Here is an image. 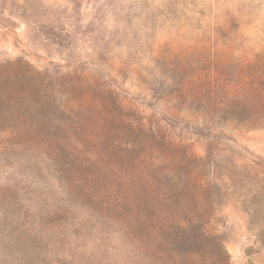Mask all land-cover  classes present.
I'll use <instances>...</instances> for the list:
<instances>
[{"label":"rangeland","instance_id":"374dc122","mask_svg":"<svg viewBox=\"0 0 264 264\" xmlns=\"http://www.w3.org/2000/svg\"><path fill=\"white\" fill-rule=\"evenodd\" d=\"M0 264H264V0H0Z\"/></svg>","mask_w":264,"mask_h":264}]
</instances>
